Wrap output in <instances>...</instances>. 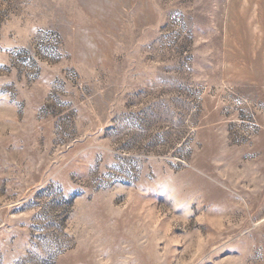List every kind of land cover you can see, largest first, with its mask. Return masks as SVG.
Returning <instances> with one entry per match:
<instances>
[{
    "label": "rangeland",
    "instance_id": "374dc122",
    "mask_svg": "<svg viewBox=\"0 0 264 264\" xmlns=\"http://www.w3.org/2000/svg\"><path fill=\"white\" fill-rule=\"evenodd\" d=\"M0 264H264V0H0Z\"/></svg>",
    "mask_w": 264,
    "mask_h": 264
}]
</instances>
